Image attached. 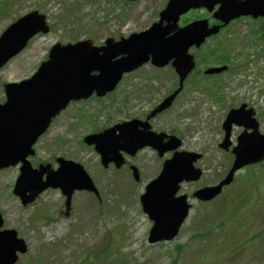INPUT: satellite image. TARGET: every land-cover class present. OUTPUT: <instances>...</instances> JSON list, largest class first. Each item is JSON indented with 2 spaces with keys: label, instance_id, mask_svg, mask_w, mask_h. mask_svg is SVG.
<instances>
[{
  "label": "rangeland",
  "instance_id": "1",
  "mask_svg": "<svg viewBox=\"0 0 264 264\" xmlns=\"http://www.w3.org/2000/svg\"><path fill=\"white\" fill-rule=\"evenodd\" d=\"M166 2L0 0V30L13 18L30 10L46 14L50 25L48 32L32 37L26 48L0 69V100L4 95L3 83L28 77L46 57L48 46L87 37L92 39L93 44L101 45L106 37H126L131 32L148 27L152 20H158ZM195 14L191 11L187 16ZM231 24L218 34L216 40L234 42L226 48L233 59L241 58L244 53L250 56L244 59L240 71L235 75L231 72L220 75L225 84L221 91L218 76L203 80L197 75L203 81L194 87L191 82L196 75H192L175 103L150 120L152 130L172 131L181 136V149L202 153V157L195 162L203 169L201 178L196 182L182 183L178 191L188 196L192 207L177 236L170 241L149 244L147 235L152 222L142 212L138 200L145 184L158 174L163 159L169 157V153L158 157L154 149L144 147L135 156H127V162L139 169V180L135 182L128 175H131L128 165L122 167L125 163L121 169H115L110 163L115 168L109 165L103 171L105 168L98 162L97 154L94 151L89 153L80 142L81 135L90 132L98 123L106 128L121 120L141 117L169 90L171 83L174 85L177 82L169 68L160 70L162 77H155L156 68L148 63L121 82L118 89L109 95L110 98L102 100L103 104L90 102L89 111L97 116L86 112L89 102L72 104L61 112L56 121L53 120L55 123L36 145L37 156L33 161L54 163L55 156H63L82 163L94 180L100 197L92 192L75 191L67 216L64 214L65 197L56 189L43 192L32 205L22 206L19 198L11 192L17 167L0 170V211L4 225L15 228L28 246L21 258L35 255L39 259L41 254L40 262L34 261V264H108L105 258L91 262L87 253L110 232L105 240L110 241L112 248L117 246L121 254L118 253L115 258L125 260V263L119 264H171L175 244L183 246L176 253V264H264V165L258 164L260 169L255 173L253 165L245 167V173L236 174L235 178L239 176V180L247 181L233 182L223 196H217L209 204L204 205L191 196L196 188L215 183L218 176L222 177L232 160L229 150L223 151L218 147L223 136V113L228 105L249 103L256 110L259 131L264 132V28L255 21L235 20ZM70 28L77 33L71 34ZM215 41L209 40L200 50L202 54L198 53L200 65L203 64V53L208 55L207 49ZM220 95L223 100L218 98L217 102ZM101 112L105 113V117ZM192 112H201L202 115L189 117V121L182 119ZM74 116L82 117L79 126H76L78 120ZM241 130L239 126L232 127L231 144L235 145ZM232 204L234 217L231 216ZM36 208L38 216L31 222ZM44 215L52 219L47 220ZM220 220L230 221L221 226L217 224ZM207 229L211 230L208 236L205 233L194 237Z\"/></svg>",
  "mask_w": 264,
  "mask_h": 264
},
{
  "label": "water",
  "instance_id": "2",
  "mask_svg": "<svg viewBox=\"0 0 264 264\" xmlns=\"http://www.w3.org/2000/svg\"><path fill=\"white\" fill-rule=\"evenodd\" d=\"M216 3L220 6L214 16L224 23L240 15H264V0H169L160 13L159 23L153 24L149 29L132 34L114 46L92 47L90 40L75 45L56 44L51 49L50 60L42 65L34 77L18 84L7 85V101L0 105V166L22 160L21 173L13 192L20 196L23 204L32 202L39 192L49 186L61 189L67 197V207L74 189L85 188L96 192L91 179L79 164L59 160L60 167L56 171H49L47 166L42 165L39 169H31L30 164L24 160L28 153H32L30 145L44 131L49 118L64 105L70 95H67L65 86L76 91L82 90L81 93L85 96L92 90L102 95L113 89L123 72L132 70L150 57L157 66H163L172 60V66L179 75V87L151 111L147 118L155 115L171 104L182 87L184 77L194 65L193 57L187 54V49L193 44L198 46L207 35L216 32L217 28H207L206 21L199 20L167 35L176 27L181 13L191 7L200 6L211 10ZM164 21L166 25L162 27ZM38 30L46 31L47 27L44 26L43 16L36 12L28 13L14 22L0 37V66L19 51ZM118 54L123 56L113 61ZM223 68H212L207 72H216ZM91 70H96L97 74L89 75ZM252 113L253 110H245L244 105L228 112L222 124L225 134L220 146L228 147L232 123L253 130L249 134L243 132L238 136V145L233 148L235 159L227 175L215 186L196 190L194 196L202 200L211 199L224 185L232 181L237 169L264 158V135L257 132V123L252 118ZM137 123L138 121L132 120L100 134L86 136L84 140L88 144L95 143L104 165L109 160L120 164L122 160L119 149L133 154L136 149L149 144L161 156L165 151L176 149L180 145V140L175 136L146 131L149 128L146 122L141 123L143 129H137ZM116 130H119V134L115 133ZM164 138H167L165 142ZM107 153L113 154V157L108 158ZM199 157L194 152H173L171 158L164 160L157 178L146 185L140 202L143 211L153 221L148 235L150 243L170 240L177 234L188 214L190 204L187 203L186 195L175 194L182 181L199 178L200 170L193 166V162ZM45 172L46 180H41ZM133 175L138 178L136 171ZM2 223L0 213V227ZM25 250L23 239L17 237L14 229L0 231V264H13L17 258L15 252Z\"/></svg>",
  "mask_w": 264,
  "mask_h": 264
},
{
  "label": "trees",
  "instance_id": "3",
  "mask_svg": "<svg viewBox=\"0 0 264 264\" xmlns=\"http://www.w3.org/2000/svg\"><path fill=\"white\" fill-rule=\"evenodd\" d=\"M177 251L180 249V246L178 245L176 247ZM91 253L87 254V257L90 258V261L99 260L105 258L107 259L108 264H117L116 258L112 257L111 253V244L110 241L108 240L105 244H103V247H98V248H93L91 250ZM115 251V250H114ZM118 252V250H116ZM119 253V252H118ZM120 260V259H118ZM173 264H175V260L173 261Z\"/></svg>",
  "mask_w": 264,
  "mask_h": 264
},
{
  "label": "flooded vegetation",
  "instance_id": "4",
  "mask_svg": "<svg viewBox=\"0 0 264 264\" xmlns=\"http://www.w3.org/2000/svg\"><path fill=\"white\" fill-rule=\"evenodd\" d=\"M257 20H262V18H257Z\"/></svg>",
  "mask_w": 264,
  "mask_h": 264
}]
</instances>
